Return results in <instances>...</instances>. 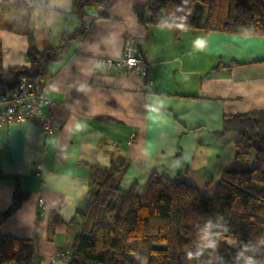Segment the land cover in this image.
Here are the masks:
<instances>
[{
	"label": "crops",
	"instance_id": "0c3cea01",
	"mask_svg": "<svg viewBox=\"0 0 264 264\" xmlns=\"http://www.w3.org/2000/svg\"><path fill=\"white\" fill-rule=\"evenodd\" d=\"M23 1L26 16L13 0H0L4 68L28 65L24 19L42 51L81 26L75 0ZM143 1L115 0L106 18L85 8L82 35L40 75L53 132L36 118L0 128V214L11 204L15 177L29 193L0 234L30 241L32 264H67L95 171L122 163L121 189L142 187L155 173L211 196L221 174L237 172L239 162L237 135L217 134L223 116L264 110V63L255 62L264 57L262 37L184 29L174 39L167 26L146 30L137 21L133 8ZM130 38L144 74L97 67L99 59L119 58Z\"/></svg>",
	"mask_w": 264,
	"mask_h": 264
},
{
	"label": "trees",
	"instance_id": "16d2710c",
	"mask_svg": "<svg viewBox=\"0 0 264 264\" xmlns=\"http://www.w3.org/2000/svg\"><path fill=\"white\" fill-rule=\"evenodd\" d=\"M13 3L23 15L29 14L23 0ZM114 4L75 0L81 26L43 51L36 48L24 19L28 65L4 68L0 57V97L10 96L21 76L44 75L50 63L62 59L83 33L86 7L99 8L98 18H106ZM201 5L206 12L198 24ZM133 13L146 30L169 27L174 39L184 29L264 39V0H144ZM255 62L264 63V57ZM222 126L217 134L233 132L238 137L236 159L252 157L253 163L245 172L224 171L211 196L183 180L155 173L142 187L134 182L121 189L117 179L122 163L111 171H95L87 199L77 211L79 231L70 243L67 264H245L249 256L264 264V110L224 115ZM17 180L0 225L29 195ZM241 251L243 256L238 255ZM32 257L30 241L0 234V264H32Z\"/></svg>",
	"mask_w": 264,
	"mask_h": 264
},
{
	"label": "built area",
	"instance_id": "2783aa9c",
	"mask_svg": "<svg viewBox=\"0 0 264 264\" xmlns=\"http://www.w3.org/2000/svg\"><path fill=\"white\" fill-rule=\"evenodd\" d=\"M97 67L101 69H127L144 74V63L137 49L135 39H128L125 43L123 54L115 59H99ZM41 76H21L10 96L0 97V128L12 122H22L30 118L40 121V126L45 133L55 130V118L51 113L52 102L47 98L42 88ZM46 109V112L43 111ZM41 169V165H38ZM53 264L54 262L51 261Z\"/></svg>",
	"mask_w": 264,
	"mask_h": 264
},
{
	"label": "rangeland",
	"instance_id": "374dc122",
	"mask_svg": "<svg viewBox=\"0 0 264 264\" xmlns=\"http://www.w3.org/2000/svg\"><path fill=\"white\" fill-rule=\"evenodd\" d=\"M205 12H206V9H205V6H200L199 7V11H198V15H197V23L200 24V22H202L204 16H205ZM252 161V157H247V158H244L243 160H239V162L236 163V165L233 167L234 171H237V172H245L247 170L250 169V166H248V162ZM247 167V168H245Z\"/></svg>",
	"mask_w": 264,
	"mask_h": 264
},
{
	"label": "clouds",
	"instance_id": "9594fccd",
	"mask_svg": "<svg viewBox=\"0 0 264 264\" xmlns=\"http://www.w3.org/2000/svg\"><path fill=\"white\" fill-rule=\"evenodd\" d=\"M209 243H210V245H211L212 247H215V241H210ZM247 250H248V248H247V246H245V247H244V251H247ZM199 254H200V253H197L196 255H199ZM243 254H244V252L241 251L238 255H239V256H243ZM193 255H194L193 253H187V256H188L189 259H192V258H193ZM245 264H258V262H257V260H256L254 257L249 256V257L246 259Z\"/></svg>",
	"mask_w": 264,
	"mask_h": 264
},
{
	"label": "bare ground",
	"instance_id": "6f19581e",
	"mask_svg": "<svg viewBox=\"0 0 264 264\" xmlns=\"http://www.w3.org/2000/svg\"><path fill=\"white\" fill-rule=\"evenodd\" d=\"M130 39H134V38H130ZM136 40V39H135ZM137 42V41H136ZM137 49H138V46H137ZM139 51V50H138ZM141 54V53H140ZM142 56V55H141Z\"/></svg>",
	"mask_w": 264,
	"mask_h": 264
}]
</instances>
